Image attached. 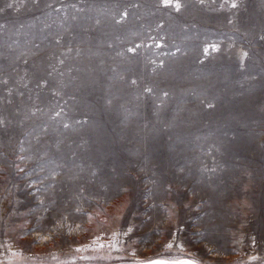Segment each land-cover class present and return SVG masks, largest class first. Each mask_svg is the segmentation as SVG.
<instances>
[{"label": "rangeland", "instance_id": "rangeland-1", "mask_svg": "<svg viewBox=\"0 0 264 264\" xmlns=\"http://www.w3.org/2000/svg\"><path fill=\"white\" fill-rule=\"evenodd\" d=\"M150 262L264 264V0H0V264Z\"/></svg>", "mask_w": 264, "mask_h": 264}, {"label": "snow or ice", "instance_id": "snow-or-ice-1", "mask_svg": "<svg viewBox=\"0 0 264 264\" xmlns=\"http://www.w3.org/2000/svg\"><path fill=\"white\" fill-rule=\"evenodd\" d=\"M165 2H166V3H170V0H165ZM233 6H235V5H233ZM176 7L178 8L179 5L177 4ZM150 264H157V262H150Z\"/></svg>", "mask_w": 264, "mask_h": 264}]
</instances>
